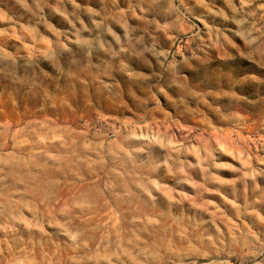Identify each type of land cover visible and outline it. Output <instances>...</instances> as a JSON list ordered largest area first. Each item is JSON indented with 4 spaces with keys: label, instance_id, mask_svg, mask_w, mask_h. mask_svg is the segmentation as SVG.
I'll return each mask as SVG.
<instances>
[{
    "label": "rangeland",
    "instance_id": "1",
    "mask_svg": "<svg viewBox=\"0 0 264 264\" xmlns=\"http://www.w3.org/2000/svg\"><path fill=\"white\" fill-rule=\"evenodd\" d=\"M0 264H264V0H0Z\"/></svg>",
    "mask_w": 264,
    "mask_h": 264
},
{
    "label": "clouds",
    "instance_id": "2",
    "mask_svg": "<svg viewBox=\"0 0 264 264\" xmlns=\"http://www.w3.org/2000/svg\"><path fill=\"white\" fill-rule=\"evenodd\" d=\"M231 71H236V69L235 68H233V69H231ZM239 78H243V75H239Z\"/></svg>",
    "mask_w": 264,
    "mask_h": 264
}]
</instances>
